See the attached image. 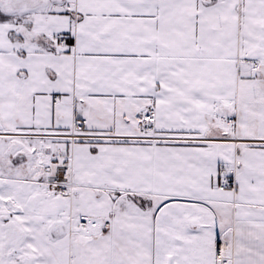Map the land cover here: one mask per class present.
<instances>
[{
	"label": "snow or ice",
	"instance_id": "snow-or-ice-1",
	"mask_svg": "<svg viewBox=\"0 0 264 264\" xmlns=\"http://www.w3.org/2000/svg\"><path fill=\"white\" fill-rule=\"evenodd\" d=\"M0 264H264V0H0Z\"/></svg>",
	"mask_w": 264,
	"mask_h": 264
}]
</instances>
